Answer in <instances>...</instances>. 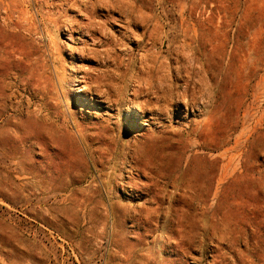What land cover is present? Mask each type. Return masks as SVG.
Instances as JSON below:
<instances>
[{
    "label": "rangeland",
    "instance_id": "obj_1",
    "mask_svg": "<svg viewBox=\"0 0 264 264\" xmlns=\"http://www.w3.org/2000/svg\"><path fill=\"white\" fill-rule=\"evenodd\" d=\"M0 264H264V0H0Z\"/></svg>",
    "mask_w": 264,
    "mask_h": 264
},
{
    "label": "bare ground",
    "instance_id": "obj_2",
    "mask_svg": "<svg viewBox=\"0 0 264 264\" xmlns=\"http://www.w3.org/2000/svg\"><path fill=\"white\" fill-rule=\"evenodd\" d=\"M52 37V36H51ZM54 38V37H53ZM53 41V40H52ZM58 49V48H57ZM156 49V48H155ZM197 105V104H196ZM166 118V117H165Z\"/></svg>",
    "mask_w": 264,
    "mask_h": 264
}]
</instances>
